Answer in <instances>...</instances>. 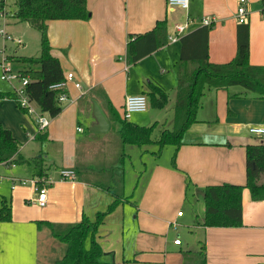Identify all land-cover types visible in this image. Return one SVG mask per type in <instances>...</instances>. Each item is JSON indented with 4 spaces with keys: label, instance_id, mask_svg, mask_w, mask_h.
Here are the masks:
<instances>
[{
    "label": "crops",
    "instance_id": "crops-1",
    "mask_svg": "<svg viewBox=\"0 0 264 264\" xmlns=\"http://www.w3.org/2000/svg\"><path fill=\"white\" fill-rule=\"evenodd\" d=\"M257 1L248 0V8ZM238 3L239 0H191L188 9H180L172 8L167 0H87L90 18L49 21L52 52L60 58L66 73L75 72L82 88H77L73 82L68 83L69 99L60 102L62 106L65 101V109L62 107V111L52 118L43 139L36 137L39 132L34 139L43 142L50 140V136H59L73 140L75 133L69 132L67 119L63 120L66 113L70 120L81 117L90 129L96 123L93 100L101 105L110 127L112 111L124 110L128 95L144 93L151 101L154 99L156 105L165 106L169 98L165 91L168 85L166 75L172 72L168 67L175 52L174 56H179V66L175 96L169 107L173 111V127L179 79L185 66L183 63L187 64L186 69L193 70L198 62H182L181 37L176 41L180 47L175 51L169 36L176 33L178 23H189L187 33L202 26L206 17H213L208 41L209 61L227 63L237 53ZM250 15V62L264 65V18L254 10ZM159 20L166 22L167 41L141 59L130 61L127 54L130 35L153 29ZM129 81L136 86L134 90L129 89ZM225 94L229 103L231 101L228 110L224 106ZM3 98L8 97H0ZM234 99H242L246 103L242 107L232 104ZM259 100H264V97L236 85L228 88L206 87L197 110V120L184 133L188 132L189 137L184 139L183 135L182 144L175 146L176 164L182 175L168 170L177 188L182 184L187 189L192 186L199 204L196 207V203L190 201L195 219L190 220L185 211L183 215L174 214L172 220L162 224L160 219L144 215L139 228L130 236L128 247L124 242L117 247L110 244V249L116 248L111 252L107 251V245L103 246L105 261H111L112 256V261L121 264H264V199L253 200L250 191L245 189L241 226L203 224L204 186L246 182V145L260 142L249 132L248 126L264 125V101L261 103ZM222 115H225L223 119ZM77 130L83 132V127L78 126ZM105 132L93 131L90 135L74 139V151L70 150V155H63L61 169L72 168L78 171L79 178L50 180L53 190L51 193L48 191L45 206L33 201L36 195L34 189L25 195L15 191V197L12 192H0L12 198L13 210L11 220L0 221V264H52L56 259L51 246L55 244V238L48 228H39L37 221H75L84 213L95 220L99 211L108 208L114 199L108 183L114 179H103L101 170L88 167V161L82 155L84 141L94 137V134ZM19 155L25 160L32 158H26L20 149ZM33 157L44 160L43 154ZM15 163L33 165L31 162ZM10 176L13 189V177L16 176ZM124 195L122 202L106 215L101 228L95 233L101 244V241H107L115 227L121 229L124 239L126 217L123 204L128 198L125 192ZM187 198H183L185 202ZM157 213L155 217L164 216L161 209ZM173 221L177 222V227L172 225ZM171 227L176 229L175 238H181L180 244L174 242L175 238L172 239ZM149 236L153 239H149ZM46 243L48 249L44 247Z\"/></svg>",
    "mask_w": 264,
    "mask_h": 264
},
{
    "label": "trees",
    "instance_id": "trees-1",
    "mask_svg": "<svg viewBox=\"0 0 264 264\" xmlns=\"http://www.w3.org/2000/svg\"><path fill=\"white\" fill-rule=\"evenodd\" d=\"M3 2H0L2 6ZM13 17L27 22L40 32V52L36 56L19 55L17 61L23 64L22 76H28L26 93L36 101L43 112L55 117L62 111L58 96L61 88L52 87L66 77L60 58L53 54L49 37V21L58 19H88L91 11L87 0H16ZM211 25L203 24L181 36L182 62L195 61L193 70L185 68L179 79L175 120L173 129H164L159 141L162 144H182L185 131L197 120L196 114L206 87L228 88L241 86L246 91L264 97V65L250 62V23L239 22L237 28V53L234 59L224 64L209 61L208 41ZM166 22L157 21L155 27L145 33L130 35L127 54L130 61H137L156 50L166 41ZM20 44V43H19ZM9 56L7 58L9 59ZM11 58V57H10ZM14 58V57H13ZM161 89V88H160ZM17 98L16 92H0V97ZM18 102V101H17ZM152 103L156 105L153 99ZM19 104V103H18ZM25 110V109H24ZM112 111V110H111ZM113 114L115 113L112 111ZM111 112V114H112ZM119 135L123 144L153 141V126H143L128 119H122ZM43 133V134H42ZM47 133L39 132L36 137L43 139ZM21 142L13 131L0 122V163L31 162L43 172V158L24 159L19 155ZM43 175V174H42ZM246 182L244 184L223 182L203 187L205 205L203 224L206 226H241L243 224V193L248 189L253 200L264 199V142L246 145ZM113 180L112 183H114ZM122 190H113L114 196L108 208L99 211L95 220L86 213L78 222H53L38 220V227H46L53 237L65 245L64 254L52 264H121L102 261L103 247L96 236L98 226L106 215L112 212L124 198V172L119 175ZM121 189V188H120ZM12 198L0 194V221L12 219ZM90 236L91 245L86 247Z\"/></svg>",
    "mask_w": 264,
    "mask_h": 264
},
{
    "label": "rangeland",
    "instance_id": "rangeland-1",
    "mask_svg": "<svg viewBox=\"0 0 264 264\" xmlns=\"http://www.w3.org/2000/svg\"><path fill=\"white\" fill-rule=\"evenodd\" d=\"M15 1L16 0H3L2 6L0 5V30L4 29V34L0 32V63L2 64V66H0V92H9L13 91L14 88L19 89L22 87V81L19 77L10 80L1 78L3 69H9L12 73L19 75L23 69V64L17 61V56H36L39 54L41 48L40 32L27 22L17 21L16 18L13 17V13L16 10ZM261 8L262 0H258L252 7L248 8L249 15L253 10L255 13L258 12L261 14ZM6 35H9L11 38H6ZM19 42H21L20 45ZM179 47V43L172 42V48H175V51H178ZM174 54L176 53H173L170 67H168L172 72L170 75H166L168 85L165 91L169 98L165 106L155 105L149 98L147 111L134 112L131 118L128 119L139 125L153 126L151 132L153 141L142 142L140 144L122 143L120 135H118V129L121 126L120 120L124 119L123 108L115 111V113L111 115L112 123L108 132L94 134V137L84 141L82 155L88 161L86 165L101 170L103 179H114V183L111 181V183H108L112 185L113 190H122L119 184V175L123 174V172L125 174L123 191L128 198L123 204L124 216L126 217L124 239H122L123 233L121 229H117V227L113 228V231L110 232V235L106 238L107 241H101L102 247L107 245V251L114 252V250H116V248L110 249V244L117 247L124 242L126 247H128L130 236L139 228L140 220L144 215L151 219L158 218L162 224H165L166 222L168 223L169 220H172L174 214H178V211L182 210L183 212L186 211V216L190 218V220L195 219V215L193 211H191L192 206L190 201L196 203V207H198L199 204L198 200L193 195L194 191L192 186L187 189V187L182 184L180 188H177V184L171 179L168 172V170H171L182 175L176 164L177 148L173 144H162L159 141L164 129H173V127H171L173 111L170 110L169 107L175 96L176 77L178 75L179 66V56L178 54L174 56ZM8 55H10L9 59L7 58ZM168 72L169 70L167 73ZM129 82V89L134 90L136 86H133L131 81ZM237 87L241 86L237 85ZM223 97H225L224 106L226 110H228L231 101L229 103L226 94ZM259 101L261 102L264 100ZM245 103V100L242 99H234L232 101V104L241 107L245 105ZM31 104L36 110L35 113L25 111L15 98L0 99V122L4 126L10 128L14 135L22 142L20 150L26 158L43 154V164L46 167V169L44 166L42 167V169L45 170L41 173L43 175H39L40 169L34 165H16L15 163L16 166H14L13 162H8V164L0 163V174L2 175V177H0V192L7 194L12 192L14 197L15 191H18L20 195L30 194L31 190L34 188L31 180H40V178H43L45 181L43 183L38 181V183L41 185L47 184L48 191L51 193L53 187L50 186L49 181L61 179L60 170L64 164L63 155H70L71 153L68 152L70 150L74 151V142L76 138H82L83 136L93 133V131L88 128L86 121L81 117L77 120H70L69 114L66 113L63 116V120L67 119L66 124L69 126V132L75 133V140L62 139L59 136L52 137L50 135V140L48 139L43 142L36 140L34 136L39 131L38 116L42 115L46 117L50 123L52 122L53 116L47 112H43L36 101H31ZM62 107L64 110L66 107L65 101ZM221 117L223 119L225 115ZM164 123L166 125H164ZM78 126L83 127V132H78ZM188 137L189 135L187 132L184 134V139ZM76 172L79 178L78 171ZM10 175H14L18 179H24L25 182H17L18 185L16 184L17 186L15 185L12 189ZM186 197L188 198L185 202L183 198ZM159 209L163 211L164 216L158 215L155 217L154 215L158 214L157 211ZM82 217L81 215L79 219L69 222H78ZM178 223L180 225V222ZM101 226L102 223L98 228L100 229ZM171 228L172 229L169 230L170 235L172 239H174L176 237L175 233L177 232L175 231L176 229L173 227ZM186 231L189 232L188 230ZM182 235L180 234V236ZM149 239L153 238L149 236ZM54 240L55 244L51 245L53 246L52 251L54 255H56V258H58L64 254L65 245L56 239ZM85 244L86 247L91 245L90 236L87 238ZM44 247L48 249L47 243L44 244ZM100 259L105 261L107 258L101 256ZM109 260L112 261V256Z\"/></svg>",
    "mask_w": 264,
    "mask_h": 264
},
{
    "label": "built area",
    "instance_id": "built-area-1",
    "mask_svg": "<svg viewBox=\"0 0 264 264\" xmlns=\"http://www.w3.org/2000/svg\"><path fill=\"white\" fill-rule=\"evenodd\" d=\"M3 0H0L2 2ZM168 4L172 8H180V9H188L190 6V1L191 0H167ZM261 15L264 18V0L262 3V9H261ZM236 18L238 22H247L249 21V10H248V0H239L238 7H237V14ZM213 23V17H206L204 19V24L206 25H211ZM189 23H178L175 26L176 33L173 35L169 36L170 41L176 42L180 39L181 35L186 33V29L188 28ZM1 33L4 34V29L0 30ZM6 38H11L9 35H6ZM21 43V42H19ZM0 66L2 64L0 63ZM21 78L22 81V87L21 88H14V91L16 92V100L18 101L19 105L25 109V111H28L29 113H35L36 110L31 104V100L29 99L27 93H26V85L29 82V77L28 76H21V74H14L12 73L9 69L4 68L3 69V74L1 75V78L3 79H15V78ZM69 82H73L74 85L77 88H82V84L80 81L76 80V75L75 72L69 71L66 74V77L63 81L58 82L56 84H53L52 87H57L61 88L62 91L60 92L58 96L59 102L65 99H69L68 95V90L67 86ZM148 108V97L144 93L140 94H132L128 95L125 99L124 103V112L123 116L125 119H130L132 114L134 112H143L147 111ZM50 121L42 116H38V125H39V131L38 132H44L47 127L49 126ZM81 129V128H79ZM248 130L251 134H254L258 139L262 142H264V125H249ZM3 164H8V163H3ZM13 165H15V162H13ZM61 173V179L62 180H76L77 175L76 171L72 168H63L60 170ZM14 180V185H16L17 182L24 183V179H18L16 177H13ZM33 185H34V191L36 192L35 197L33 198V201L37 202L40 206H45L47 203V195H48V185L47 184H39L38 181L44 182L45 180L43 178H40V180H31ZM39 184V185H38ZM178 215H183V211L179 210ZM172 225L177 227V222L173 221ZM175 243L180 244L181 243V238L177 237L174 240Z\"/></svg>",
    "mask_w": 264,
    "mask_h": 264
},
{
    "label": "water",
    "instance_id": "water-1",
    "mask_svg": "<svg viewBox=\"0 0 264 264\" xmlns=\"http://www.w3.org/2000/svg\"><path fill=\"white\" fill-rule=\"evenodd\" d=\"M94 108L93 114L96 118V123L90 127L93 131L105 132L110 127V122L105 114L104 110L102 109L101 105L98 103L97 100H93Z\"/></svg>",
    "mask_w": 264,
    "mask_h": 264
}]
</instances>
